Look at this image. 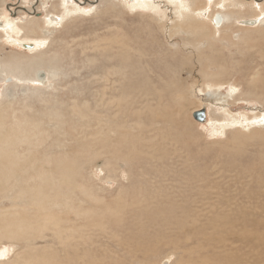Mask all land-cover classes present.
Listing matches in <instances>:
<instances>
[{"label":"rangeland","instance_id":"1","mask_svg":"<svg viewBox=\"0 0 264 264\" xmlns=\"http://www.w3.org/2000/svg\"><path fill=\"white\" fill-rule=\"evenodd\" d=\"M3 1L2 11L13 19L41 18L43 28L46 17L65 13L67 6L79 13L33 35L47 38L37 56L45 62L39 68L51 76L47 83L0 81V110L15 134L14 143L4 147L11 161L0 163V179L5 184L15 172L29 177L30 186L43 181L51 197L46 206L58 216L52 225L24 200L17 206L5 198L19 186L20 179H12L14 186L0 193V212L17 211L13 217L25 240L0 238V264H161L169 258L180 264L183 234L194 229L192 234L200 231L197 239L212 236L210 221H221L235 209L233 203L232 220L245 212L257 218L259 207L261 226L251 233L237 228V234L250 235L247 244L234 241L237 235L228 236L229 245L214 238L202 244L209 262L215 264L214 255L221 264L238 258H246L243 264H264V125L248 131L257 115L264 120V27L248 32L230 20L202 37L169 36L151 11L131 12L120 0H114L117 8L107 4L113 0ZM218 1L208 0V15ZM8 44L0 41V64L33 59L24 55L27 49ZM35 72L26 78L33 79ZM11 73V78L23 75L15 69ZM203 105L204 125L192 117ZM162 107L171 108L169 124L153 116ZM235 117L241 124L231 126ZM221 124L225 129L215 131ZM61 161L68 188L57 169ZM210 196L213 202L207 203ZM228 197L237 201L229 203ZM196 213L201 220L193 225ZM6 220L11 222V216ZM256 237L263 243L251 249Z\"/></svg>","mask_w":264,"mask_h":264},{"label":"bare ground","instance_id":"2","mask_svg":"<svg viewBox=\"0 0 264 264\" xmlns=\"http://www.w3.org/2000/svg\"><path fill=\"white\" fill-rule=\"evenodd\" d=\"M132 1H134L135 3L133 2L134 4H131L130 2H128L126 0H120L119 3L120 4H124L123 6L128 8V10H131V12H135V9H137V8H139L141 10H145V11H147V10L151 11V13L154 16H157V18H158L157 22L161 23V25L163 26L164 32L169 34V36H173L174 34H178L180 32H183L186 35L195 34V35H197V37H200V36L202 37V36L206 35V33L210 30V28H213L212 26H215V27L218 26L219 27L221 24H223L224 21L230 22V20L233 23L235 22L234 24L240 23L241 26H242L241 30H245V31H248V32H252L254 30H259L260 28L264 27V2H263V0H221V2L218 1V2H215V5L213 4L214 5V12H213V14L210 13L209 15L206 12V6L208 5V0H204L205 1L204 4L202 3V0H131V2ZM66 2H67V4H70L72 2V0H66ZM26 3L28 4V2H26V0H23V4H26ZM0 4H1V6H0V8H1L0 9V41L4 43L5 40H7L8 43H9L8 44L9 46L14 45V47L20 48V50H22L23 52H24V49H27L28 51L25 50L27 53L24 54V55L31 56L33 58L32 60L29 61L28 64L22 63L20 61L19 62H17V61L13 62L12 64L1 63L0 64V81L6 82L5 81L6 78L10 77V82L15 81L14 83H20L22 81L23 82L24 81L25 82L26 81L27 82L33 81L34 83L39 84V85L40 84L43 85V84L47 83L48 79L51 76H50V74H48L47 72H45V71L41 70V68H39L42 65H44L45 62L42 61L43 59L40 60L37 57L38 54L41 53V51L46 47L47 38L46 37H36L35 38V37H33V35L34 36L37 35L36 32H37L38 29L40 30V34H41V30L46 29L47 26H48V29H49L51 27H55L56 28V26H60L61 24H64V22L66 20L65 18H67L69 15L73 14L72 13L73 11L78 12L79 11L78 8H73L71 6L73 9H72V11H69L68 10L69 6H67V7L64 8L65 9V13L61 14L58 11L61 15H59V13H58L57 15L56 14H52V16L46 17V19H44L45 25H44V28H43L42 24L40 23L41 18L40 19H38V18L36 19L34 17V18L29 19L25 23L24 22L23 23H19L20 21H16L15 19H13V17L9 16L6 11H2L3 5H4V1L0 2ZM107 4L110 5L113 8H117V5L115 4L114 0L113 1H109ZM44 5H46V4L45 3L41 4V6H44ZM210 5H211V3H210ZM53 9H54V7H53ZM55 9H56V7H55ZM69 9H71V8H69ZM62 11L64 12V10H62ZM74 15H72V16H74ZM207 15H208V21H205V17ZM246 15H248L247 18H246ZM78 17H80V16H78ZM202 17H204V18H202ZM150 18H151V20H156V17L154 18V17L150 16ZM170 20H171V23L170 24L167 23ZM249 22H254V24H249ZM27 24H28V27H25ZM206 24H208V25H206ZM29 27H31V28L29 29ZM220 27L222 28L223 26H220ZM239 28L240 27H238L237 29H239ZM260 33H262V32H260ZM263 33H264V31H263ZM25 44L27 46H30V47L29 48H24ZM14 50H15L16 53H20V51L18 49H14ZM19 60H21V59H19ZM13 69L22 72V74H23L22 77L13 76V78L15 79V80H13V78H11V75H12L11 71L13 72ZM32 70H36L35 75H34L35 77L33 79H31V80H28L26 78V76H28V74H30V72ZM18 78H20V79H18ZM13 85H15V84H13ZM212 86H214V85H212ZM252 87L254 88L253 85H252ZM154 89H156V88H154ZM140 91H139V93H140ZM230 92L232 94H235L236 93V88H233ZM148 93H149V91H148ZM179 93L180 92H178V94ZM146 94H147V92H146ZM157 94L160 95L159 98H163L162 95H161V90H160V92L158 91ZM157 94L153 93L154 96L156 95L158 97ZM172 94L176 95L175 93H172ZM0 96H1V94H0ZM166 96H168V95H166ZM144 97H145V95H144ZM154 100H155V98H154ZM147 101H148V98H147ZM164 101H166V100H164ZM147 103L148 102H146V104ZM150 103L152 104L153 102H150ZM151 104H150V106H154V105H151ZM155 104H157V103H155ZM159 104L161 105V103H159ZM121 105H123V104H121ZM121 105H120V107H121ZM147 107H149V106H147ZM163 107H162V109L159 108L158 111L155 110L153 112V116L156 117V118L160 117V119L165 120L166 123L169 124L170 121L173 120L172 119L173 117L170 114V109L171 108L169 109V108H163ZM150 108L151 107H149V109ZM148 111L149 110H147V112ZM3 113H4V111L0 110V152H1L0 163L5 162L6 160L11 161L10 153L7 152L6 150H4V147L5 146L10 147L11 144L14 143V141H15L14 130L9 128L6 125V118L3 116ZM133 114H135V113H133ZM137 115H138V113H137ZM248 116L250 117V115H248ZM248 121H249V119H248ZM239 124H241V122L238 121V119L236 120V117L230 123L231 126H236V125H239ZM253 125H255V126L256 125H259V126L264 125L263 118L261 116L257 115L256 118H254V122L251 121V124H249V122H248V131H252L254 129H257L255 127L253 128ZM151 126H152V124H151ZM224 129H225V125L221 124L220 128L215 130V131L222 132ZM237 131L240 132V130H237ZM153 140H152V142H153ZM146 146L147 145H145V147ZM148 146H151V145L148 144ZM133 148L137 149V147H133ZM148 149H152V148L149 147ZM136 152L140 153L139 150L136 151ZM14 167H16V166H14ZM57 169H58V171H59V173L61 175L62 186L65 187V188H68L69 187V183H68L67 171H66V167L63 164V162L59 163L57 165ZM44 171L48 172L49 169L48 168H44ZM20 177H21L20 175H17L15 172H13L9 176H7V182H5V184L0 179V193H2V192L4 193V192L8 191L10 188H12V186H14V183L12 182V179H14V181H17L18 179H20L17 191H15V192L12 191L11 195L7 196L5 198H8V199L12 200V203H16L17 206H19V202H23V200H24L27 203L28 207H30V208L32 207L39 216H44L46 221H48L52 225H54L57 222L56 218H58V216H55L54 214H52V212L46 206L47 205L46 204L47 201L50 200L51 197L47 195V189H46V187H44V182L42 181L41 185H38V184L34 183V186H30L27 183L28 180L30 179L29 177H26V178L25 177H21L20 178ZM209 198L207 200V203L211 200V196ZM250 198L254 199V197H250ZM229 199L230 200L232 199V201H235V200L237 201V199L235 197H228V202L229 203H230ZM204 202H205V199L203 198L202 204H204ZM233 205L234 206H232V207H234L236 209L237 208V204L233 203ZM223 207H224V205H223ZM258 208L259 207L255 208V210L258 213V217L257 218H254L253 215H251L252 213L251 214H246V212H245V213H243L240 216H236V218L234 220H232L230 218V213L234 212V210H235V209L233 210V208H232V209H229V213H225V214L222 215V217H220L221 221H218V219H217V221H215V223L210 221L209 224H211L212 230H213L211 235L213 237L212 236L202 237V238L199 237L197 239V235H198V233L200 231H198L195 234H192V232H194L195 230L194 229H189L190 232L188 231L189 232L188 234H185V235L183 234V239L180 241L181 244L182 243L185 244V246H183L184 248H182L183 249L182 254H180V257H178V258H180L179 260L181 261L180 264H184L183 260H186V259H188L190 261V264H193L192 260H194L195 258H201V260H202L201 264H212L211 261H213V260L210 259L211 256H209V259L211 260L210 262H209L208 256H207V254L209 253L208 252L209 250L206 251L205 246L204 245L202 246V244H205L206 242H209L208 243V245H209L211 243L210 240L213 239V238H214V241H217V242L219 241L220 242L219 244L226 245L227 241L230 242L228 240V236L231 235V236L234 237V235H237L238 237H234L233 238L234 241H240L241 243L245 242L247 244L249 242V240H248L249 238L248 237L250 235L248 237H246L242 233H246V232L247 233H251L252 229L257 232L258 228H259L258 226H261V222H262L261 218H263V217L261 216L260 210ZM82 211H83V209H82ZM16 212L17 211H10V210H6V209L5 210H1V212H0V238H7L10 241L11 240L17 241L18 239H24L25 240V236L21 233V231H19L18 222H16L15 221V217H13V214L16 213ZM212 214L214 215V213H212ZM7 215L11 216V222H8V220H6V216ZM199 215L200 214L196 213L195 216H193L194 218L191 219V222H193V225L197 224L201 220V217ZM210 215H211V213H210ZM181 225H182V227H180V229L185 231V229L187 227V224L185 223L184 220H182ZM240 227H244L243 230H246V231H243L241 234H237V233L240 232V231L238 232L237 228H240ZM202 228H203V225H201L199 228L195 227V229H202ZM177 229L178 228L176 227V231H177ZM164 231H166V230H164ZM178 231H177V233L179 235L180 231L179 232ZM165 233H167V232H165ZM220 233H225L224 234L225 236H223L221 238V234ZM180 234H181V232H180ZM33 235H35V234H33ZM172 235H174V234H172ZM169 236H170V232H169ZM252 237H253V235H252ZM259 237H261V236L259 235ZM29 238L30 237L27 236V239H29ZM196 240L199 241V242H197ZM234 241L231 242L230 244H234L235 243ZM153 243H154V241H153ZM251 243H252L251 249H254V248H256V246L258 247V243H263V242H262V240L260 238L256 237V238L253 239L252 242H250V244ZM16 244L20 245L19 242L16 243ZM213 244H215V242H213ZM250 244H248V246ZM227 245H229V244H227ZM164 247H165V244H164ZM208 247H211V246H208ZM223 247H226V246H223ZM6 252L7 251L5 250L4 253H2V256H5ZM211 254H212V252H211ZM214 254H216V253H214ZM209 255H210V253H209ZM256 256L257 255L255 254V257ZM212 258L215 260V264H221V262L219 260L220 258L218 259L214 255H212ZM246 261H247L246 258H238V260L232 262L231 264H243ZM253 263H255V262L253 261L252 264ZM43 264H52V263L48 260V261L43 262ZM161 264H172V263L170 262V258H169V259L163 261V263H161Z\"/></svg>","mask_w":264,"mask_h":264},{"label":"water","instance_id":"3","mask_svg":"<svg viewBox=\"0 0 264 264\" xmlns=\"http://www.w3.org/2000/svg\"><path fill=\"white\" fill-rule=\"evenodd\" d=\"M249 24H254V22H249ZM30 46L24 45V48H29ZM192 117L195 121H197L199 124H207V107L202 106L201 109L196 110L193 112Z\"/></svg>","mask_w":264,"mask_h":264},{"label":"flooded vegetation","instance_id":"4","mask_svg":"<svg viewBox=\"0 0 264 264\" xmlns=\"http://www.w3.org/2000/svg\"><path fill=\"white\" fill-rule=\"evenodd\" d=\"M23 10H25V9H23ZM30 13V12H29Z\"/></svg>","mask_w":264,"mask_h":264}]
</instances>
